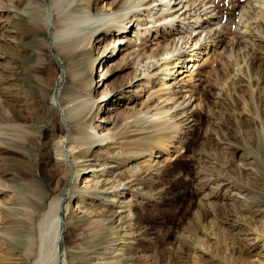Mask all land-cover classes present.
<instances>
[{
    "label": "rangeland",
    "instance_id": "obj_1",
    "mask_svg": "<svg viewBox=\"0 0 264 264\" xmlns=\"http://www.w3.org/2000/svg\"><path fill=\"white\" fill-rule=\"evenodd\" d=\"M18 1L3 0L4 8H0V92L7 104L15 105L17 113L27 118L22 126L31 130L32 141L26 142L24 134L7 132L0 125V202L3 203L0 205V264H32L24 255L23 228L27 222L26 211L36 202L33 194L36 187L43 198L41 210L53 197L62 196L61 218L65 221L61 227L60 253L66 258L73 254L75 264H144L147 257L149 264H253L251 261H256L258 256L264 260L263 243L252 242V236L248 235L250 229L264 225V90L263 94H254L256 111L253 112L257 119L252 113L247 114L242 99L246 90L241 94L238 89L232 91L235 86L243 87L252 76L260 78L264 89L263 62L252 72L245 70V75L237 69L230 71L224 81L211 78L210 68L198 71L195 81L197 84L204 81L202 90L210 108L201 111L184 103L187 112L173 118L172 123L184 116L190 117L183 123L186 150L179 157L172 156L173 160L167 164H159L164 161L163 157L156 158L155 164L146 171L142 161L147 157L121 156V146L131 144L134 141L131 135L141 133H129L131 128L113 145L105 142L89 146L91 149L72 163V168L59 155L62 138L66 139L76 128L75 122L68 120L64 113L74 97L73 92L77 91L68 74L69 62L58 55L56 45L52 44L50 25L43 32L32 33L31 20L37 15L24 9L27 0H21V6ZM74 1V7L80 5L87 16L98 18L109 13L108 5L114 0ZM131 1L115 0L114 5L119 9L111 10L112 16L130 7ZM146 1L149 0L136 3ZM39 2L47 7L51 4V0ZM199 2L201 5L209 2L199 11L201 16L204 12L210 16L209 12L217 5L212 14L219 12V24L212 26L211 33L223 30L222 34L228 29L236 30L238 22L245 20L243 15L259 6L256 0H197L194 5L193 0H177L173 5L178 9L172 14L174 19L170 20V15L155 25L158 28L166 25L168 29L158 35L152 33L146 45L155 48V44L162 43L173 49L175 45L171 42L175 41L178 48H184L191 33L194 37L202 31L195 24L199 13L194 8ZM163 6L157 5L153 12ZM161 11L158 15L162 18ZM52 12L54 22L57 15ZM110 25L115 24L111 21ZM106 26H102L99 41L92 40V56L97 60L89 88L97 103L87 118H92L91 128L99 124L105 130L119 126L127 112L143 109L149 94L151 97L160 94L158 80L145 86L144 79L137 81L139 78H136L134 86L127 85L135 69L138 67V75L144 64L135 66L133 59L137 52L131 55V45L126 42L134 34H106ZM96 27L93 25L90 30ZM134 27L135 24L129 31H134ZM252 32L246 47H237L240 50L235 52L241 61L245 59L241 64L245 69L251 61L245 54L264 46L253 37L256 31ZM219 40L223 41L218 49L221 52L233 38L222 35ZM101 49L106 51L102 53ZM259 54L264 56L262 51L252 53L255 58ZM221 60L225 61L224 57ZM190 63L187 61L185 66L189 67ZM87 67L84 59L81 70L86 71ZM137 89L140 91L136 93ZM175 92H180L176 99L182 96L179 85ZM180 111L178 108L174 114ZM18 143H23V147ZM84 148L88 145L81 150ZM86 176L94 181L86 185ZM96 180H100V185L105 184V188L120 183H128L131 188H116L119 195L112 200L106 197L108 193L94 188ZM234 184L243 187L239 197L232 196V191L237 189ZM226 206L232 207L231 210ZM46 260L44 264H50L54 257Z\"/></svg>",
    "mask_w": 264,
    "mask_h": 264
},
{
    "label": "bare ground",
    "instance_id": "obj_2",
    "mask_svg": "<svg viewBox=\"0 0 264 264\" xmlns=\"http://www.w3.org/2000/svg\"><path fill=\"white\" fill-rule=\"evenodd\" d=\"M114 1L112 4L108 5V10L116 12V10L119 9V6L114 5ZM136 1L137 0H132L130 7H127L122 11H118V13H116V16H112L109 11L110 14L106 13L103 17L98 18H90L89 16H87L80 5H76V7H74V0H51L50 6L48 5L49 7H47V5H43V3L39 2V0H27V3L25 4L24 9H27L30 13H33V16L37 15V18H33V20H31L32 33L38 34L39 32H43L46 29V26L50 25L53 34L52 44L54 43L56 45L58 55L61 58L65 59L66 62H69V64L67 63V66L69 65L67 69L68 74L73 81L72 84L76 86L77 91L73 92L74 97L71 101L68 102L70 103L69 107L67 109H64L65 117L70 121H74L76 124V128L73 129L71 133H69L68 131L69 134L66 139L62 138V145L59 150L61 160L65 161V163H67L70 167H72V163H76L81 156H84L91 149L89 148V146L95 143L102 144L105 142L107 144L111 142V144L113 145V143L118 140L119 136L123 135L131 128L132 130H130L129 133H135L137 131L141 133L131 135L134 141L131 142V144L122 145V151L120 155H125V157H129L128 159H130V156H135L137 158L147 157V159L142 161V163L145 165L144 170L146 171L151 169L156 158L163 157L164 161H159V164H167L169 160H173L174 155L178 154L177 156L179 157L181 153H184V151L186 150V136L183 129V123L189 120L190 117L184 116L182 117V119L186 117L184 120L180 119L181 121L175 124L172 123L173 118L178 117L179 115H184L187 112L185 111L186 106L183 107L184 103H188L189 106H194L201 111L205 110V107L210 108V105L205 101L206 99L204 98L203 94L204 91L202 90V86L205 85V83H203L204 81L198 84L195 81V76L198 71L201 68H210V77L222 81L223 78L226 79L227 74L230 71L236 72L237 69L238 72L240 71L245 75V70H249L251 72L254 71L260 62H263L264 66V56H262V54H259L257 58L254 57L255 55H252V53H259V51L264 52V46H257L259 47V49L257 48L256 52H251L250 54L248 51L247 55L245 54L244 57L250 56L249 59L251 60L249 64L247 62L246 69L241 66L242 61H244L245 59L241 61L242 58H240V55H235V52L237 50H240L237 49V47H246V42L250 40V37H252L251 32L253 30L256 31V34L253 35V37L257 38L259 40L258 42L264 45V0H256L257 5L259 4V6L256 8L254 7L251 13L248 12V15H243L245 20H241L240 22H238L236 26L237 29L234 31L228 29L226 34H222L223 30L222 32L215 30L213 33H211L212 26L219 24V22H217V14H219V12H214L216 16L213 15L214 13L212 14L214 9L217 10V5H215V8L211 12H209L211 13L210 16H208L209 14L207 12H204L203 17V15L201 16L200 14L201 12L199 11L204 6L209 4V2H206L203 5L200 4L203 1L199 2L194 10L199 13L197 17L198 21H195V24H198L197 28L202 30L201 33L194 37H192V33H189L190 36L188 40L186 39L187 41L184 42V48L182 46L178 48V43L175 41L171 42L172 45L173 43L175 45L173 49L171 47L172 50L168 48L169 46L166 47L167 45H162V43H157V45L155 44V48H152L153 46L150 48L146 44L147 38L152 33L158 35L161 30L168 29L166 25H163V27L160 28L156 27L155 25L161 19L166 20L167 18H169L168 16L170 15L171 17L169 19H174V16L172 17V14L174 12H177L178 9L177 7L174 8L173 5L177 3V0H175V2L174 0H149L144 2L143 4L136 3ZM156 1H158V3L154 4V2L156 3ZM172 1L173 3H171ZM18 3V6L22 5L20 4L21 0H19ZM195 3H197V0H193L192 4L194 5ZM2 4L3 0H0V8H4ZM161 4L165 5L163 6V9L160 8L157 12H153L157 10L156 6H161ZM139 6L144 7L139 9L137 8ZM52 11H55L57 15V19L54 22L53 16L51 14ZM159 11H161V16H163L162 18L158 15ZM165 14L168 15L164 16ZM150 18L153 19V21L149 20ZM111 21H113L115 25L111 26ZM233 22L235 24V19ZM150 23H152L154 26L148 27L147 25ZM192 23L193 22L189 24ZM107 24L108 26H106ZM134 24V31H129V28H133ZM93 25H96L97 27L94 28V30H90V27ZM102 26H106V34H127L129 32L130 34H134L130 38L128 36L126 42L128 43V45H131V55H134L137 52L133 59L135 66L137 67L142 65L143 63L144 64L140 66L143 68V70L139 71L138 75H136L138 67L135 69L134 76L131 77L127 85L134 86L135 83L133 82H137L142 79L145 80L144 83L148 84H146L145 86H149L152 81H155L153 83H156L157 80L160 82V86L158 89V92L160 94L158 95V97H156L155 94H153L151 97V94H149L143 109H138L139 111L136 110L127 112L126 114H124V118L122 117L123 119L120 121L119 126L106 130L102 125L99 124L94 129L91 128L92 118L87 119L97 103V97H93L92 91L89 88V86L91 85V75L93 74L95 66L94 63L97 60L96 57L92 56V51H94V48L91 45L93 39L98 40V37L101 36V31L102 29H104ZM170 26H172L171 23ZM208 29H210V31ZM254 31L252 33H254ZM207 35L208 38L206 39ZM222 35H227L229 37L231 36L233 38V41L230 45L227 44V46H229L228 48H222L224 49V51L218 52V49L222 47L223 41L219 40ZM238 35L240 37H238ZM156 38L157 37H155L154 39ZM118 41L121 42L119 39ZM244 43L245 45H243ZM182 49H184V51ZM105 51L106 50L104 49L102 53H104ZM175 51L177 52L174 54ZM223 57L225 61L221 60ZM84 59H86L88 63L86 71L81 70V65ZM219 59L220 62H218ZM187 61L191 62L189 67L188 65L185 66V63ZM193 62L195 64H193ZM216 62L220 63V66L215 64ZM222 73L223 75H221ZM136 78L139 79L137 81H134ZM249 79L250 78H248V80L245 82L246 84L243 87L236 88V86H233L234 89L232 91H237L238 89V91L240 90V93L241 91L246 90L242 95V99L244 101V104H246L247 106V114L252 113L257 119V115L255 116L253 112L256 109L253 108L255 105L254 94H263L262 92L264 89L262 82L260 83V78L254 79L252 76L251 79ZM238 82L244 83L243 80H239ZM177 85H179V88L182 89V96L178 98L184 99L181 102L176 99V96L180 93L175 92V88ZM139 91L140 89H137L136 93ZM115 95L122 94L115 93ZM6 102V97H4L3 93L0 92V125L4 127L3 130L7 132L11 131V133L15 132L14 134H24L23 139H25L26 142H31V130H29L25 125L22 126L23 121H26L27 118L17 113L15 105H9ZM178 108H181V111L177 114H174L178 110ZM174 109L175 111L172 112ZM100 120L103 121V118H101ZM148 129H150L151 131L148 133L143 132L144 130L147 131ZM136 139L141 140L135 142ZM17 145L23 147V143H18ZM86 145H88V148H84V150H81L82 147ZM170 149H174V151H170ZM68 165L67 167L69 169ZM93 181L94 179L92 180L89 176H86V185ZM99 185L100 180H96L94 188L96 190H102L104 191V193H108L105 194L106 197L112 200L119 195V193L117 192L119 189L117 190L116 188H119L121 186H127L125 189L131 188L128 183H120L117 186L111 184L108 188H105L106 185L103 183L100 186ZM234 187H236L237 189L232 191V196L237 197L238 195H240V193H242L240 192V190H242L243 187L237 184H234ZM33 194L36 202L30 210L26 211L27 222L25 227L23 228L25 235L24 255L28 258V261L29 259L32 260V264H44V261L47 258L49 259L50 256L54 257V261L50 264H75L73 254L70 253V255H67L66 258L63 253H60V247L61 244H63L61 241V237L63 236L61 227L64 220V218H61L60 209L62 207V196L53 197L44 207V209L41 210L39 205L43 203V198L41 197L39 188H34ZM0 205H3V203L0 202ZM226 208L227 210H229L232 207L229 208L228 206H226ZM240 212L241 209L238 210V213ZM99 224L97 222L98 227ZM249 233L250 234L248 235L252 236V242L263 243V246L261 247V249L263 250L264 225L263 227L258 226L255 229H250ZM117 250L118 249L114 250V252H117ZM251 263L264 264V260L260 256H258V259L256 261H251ZM144 264H149L148 257L144 260Z\"/></svg>",
    "mask_w": 264,
    "mask_h": 264
}]
</instances>
